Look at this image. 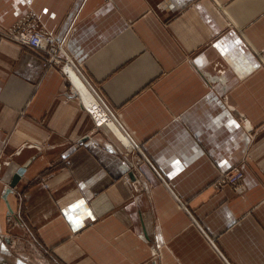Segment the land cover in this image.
<instances>
[{
	"label": "crops",
	"instance_id": "0c3cea01",
	"mask_svg": "<svg viewBox=\"0 0 264 264\" xmlns=\"http://www.w3.org/2000/svg\"><path fill=\"white\" fill-rule=\"evenodd\" d=\"M29 10L137 148L0 39V264H264V0H0V27Z\"/></svg>",
	"mask_w": 264,
	"mask_h": 264
},
{
	"label": "built area",
	"instance_id": "2783aa9c",
	"mask_svg": "<svg viewBox=\"0 0 264 264\" xmlns=\"http://www.w3.org/2000/svg\"><path fill=\"white\" fill-rule=\"evenodd\" d=\"M0 39L10 41L44 55V66H61L64 74L69 76L68 72L63 67L65 64H68L69 61L66 60L65 63L63 61L64 57L61 54V44L57 41L56 36L44 26L39 16L34 11L29 10L12 24L0 27ZM128 146L137 148L133 144ZM214 184L216 187L229 185L236 192H241L245 185V175L242 167L234 165L220 171Z\"/></svg>",
	"mask_w": 264,
	"mask_h": 264
},
{
	"label": "bare ground",
	"instance_id": "6f19581e",
	"mask_svg": "<svg viewBox=\"0 0 264 264\" xmlns=\"http://www.w3.org/2000/svg\"><path fill=\"white\" fill-rule=\"evenodd\" d=\"M43 23V22H42ZM68 72L70 79L78 86L84 104L89 108L95 115L99 123H107L108 126L119 136L124 144H131V140L125 135L114 119L108 114L103 108L101 103L97 100L94 94L89 90L87 85L79 78L78 74L73 70L71 63L63 66Z\"/></svg>",
	"mask_w": 264,
	"mask_h": 264
},
{
	"label": "water",
	"instance_id": "95a60500",
	"mask_svg": "<svg viewBox=\"0 0 264 264\" xmlns=\"http://www.w3.org/2000/svg\"><path fill=\"white\" fill-rule=\"evenodd\" d=\"M22 172H23V168H19V169L17 170V172L15 173V176H14L12 182L10 183V186H11V187H13L14 184L17 182V180H18V178H19V176L21 175ZM8 190H9V189H8ZM8 190H7V191H8Z\"/></svg>",
	"mask_w": 264,
	"mask_h": 264
},
{
	"label": "rangeland",
	"instance_id": "374dc122",
	"mask_svg": "<svg viewBox=\"0 0 264 264\" xmlns=\"http://www.w3.org/2000/svg\"><path fill=\"white\" fill-rule=\"evenodd\" d=\"M17 45V44H16ZM19 46V45H18ZM21 47H23V46H21Z\"/></svg>",
	"mask_w": 264,
	"mask_h": 264
}]
</instances>
